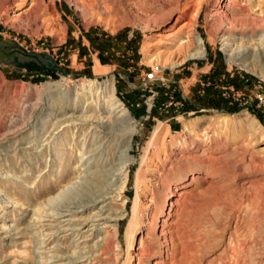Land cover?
Returning a JSON list of instances; mask_svg holds the SVG:
<instances>
[{
    "label": "rangeland",
    "instance_id": "374dc122",
    "mask_svg": "<svg viewBox=\"0 0 264 264\" xmlns=\"http://www.w3.org/2000/svg\"><path fill=\"white\" fill-rule=\"evenodd\" d=\"M246 2L0 0V264H264V44L250 71L227 60L218 37L238 20L264 17ZM263 33L255 25L245 34ZM191 34L202 38L204 57L185 59L192 44L181 40ZM86 79L113 81L130 117L114 123L126 139L92 122L64 123L90 113L76 99ZM130 137L125 214L109 249L97 248L102 229H82L69 215L58 216L59 230L55 222L37 228L32 208L47 192L38 190L43 176L72 199L82 190L77 180L87 185V176L117 167L98 152L122 150ZM137 194L140 217L153 216L141 244V220L132 243L125 236Z\"/></svg>",
    "mask_w": 264,
    "mask_h": 264
},
{
    "label": "bare ground",
    "instance_id": "6f19581e",
    "mask_svg": "<svg viewBox=\"0 0 264 264\" xmlns=\"http://www.w3.org/2000/svg\"><path fill=\"white\" fill-rule=\"evenodd\" d=\"M246 6H248L249 8L250 14H254L256 16L258 14H264V0H247ZM240 10H243V8H240ZM255 25H259L264 29V17H257V19L244 18L238 20L236 23L230 24L229 26L222 29L219 32L218 36L227 56V60L231 63H237L241 67H244L245 69L250 71H254L255 66H258L256 65L257 60H255V57L257 55L261 56L262 52L257 53V51L259 50V46L264 44V33L257 34V38H255V36L245 34L249 29H253ZM255 41H258V43H255ZM186 42H191L190 44H192V48L186 53L185 59H199L204 57L205 49L203 46L202 38L199 35L191 34L188 35L186 39L181 40V44ZM255 44H257V46H255ZM251 46L253 47L251 48L252 50L250 49ZM76 84L77 102H86V107L90 113L77 116L70 115L69 117H67V119L64 118V123L68 122L70 123V125L74 124L80 128L84 125L87 126L89 125V122H92L95 123L97 127L108 129L109 131L116 129L120 132L119 138L121 139V141L123 139H126L127 132L123 129H120L119 127H116V124L114 125V123H119L120 126H125L128 124V122H130V117L123 103H121L117 99L113 81L111 79H104L103 81L86 79V81H81ZM90 100L92 102H89ZM75 122L78 123L75 124ZM218 122L220 125H227L229 119L227 116L222 115L219 117ZM56 123L57 122H54L52 124L55 125ZM187 126L188 127L185 130L192 132V130L195 129L196 124L190 123ZM158 132L159 131L157 127L152 132L151 137L148 141V145L151 146L154 144L158 137ZM52 134L53 131L47 137L48 139L46 140L44 145H47L49 143L50 136ZM61 136L57 138V142L60 144V147L67 144L66 131H64ZM208 138L209 137H203L204 140H208ZM130 146L131 137L127 139L126 145L122 150L116 151L115 149H112L108 153H106L105 151H99L98 153H100V157H103V160L104 158L105 161L108 160V157H110L109 159L117 160V167L98 172L96 173V177L87 176V178L85 179L87 185H83L82 182H78L79 180H77V182H75L74 184L77 185V187L82 186V188H80L82 190L81 193L78 192L74 195V197L71 196L73 197L72 199H69L65 196V192L68 189H65V191L64 189H62L58 192L50 189L49 185L51 179L49 178V176H43L42 182L38 184V190L41 192H47L40 194V196L36 200V203L32 208V210L34 211V213L32 214V216H34L32 222H34L37 228L40 229L46 225L43 224V222H55L57 224H55V228L56 230H59L60 227H57L60 226L58 225L60 224V221H58V216L65 217L69 215L72 218L70 217V219L66 220H70L69 223L73 221L72 224L78 225L82 229L89 226L93 227L92 229L97 228L96 230L102 229L104 232L103 241L101 243H97V248H100L102 252H105L106 249H109L110 243L114 238L116 239V237L118 236L119 222L122 220L125 214L124 194L129 179ZM97 149L98 147H95L90 151H94ZM57 151L58 147L53 148L54 154H56ZM117 152H119V154H117ZM65 154L66 152L61 153L62 156ZM81 159H79L78 162H80ZM60 161H62V159ZM66 165H68L67 161L63 162L60 166L62 167ZM77 173L76 179L83 177V175H81V173H83V170H77ZM14 176L15 174H12L11 178L13 179ZM189 184L190 183H187L185 186ZM176 192L177 193L173 194H181L180 190H176ZM6 195L8 199H11L9 193H6ZM108 200L110 201L107 202ZM115 201L120 202V207L114 210L112 206H114ZM13 203H18V201H16L15 199L13 200ZM73 205H75L76 207H73ZM170 205H173V202H170ZM72 208L76 210H72ZM87 209L90 210L86 215L83 216V214L79 213ZM140 212V201L137 194L133 201L131 216L125 230V236L127 242L129 243H132L133 241L135 228L136 226H138L140 220L141 225H139L138 227V244H141L144 240L143 235L150 234L149 230L152 225L151 221L153 217L152 212L151 210H146L143 214V218L140 217ZM47 225L51 228L54 224ZM110 230H113V232L110 233ZM144 231L145 233L143 234ZM40 236L44 237L43 234H41ZM89 252L90 251H86L83 253V255L80 254L77 257L73 255H66L65 258H68L72 262L74 260H79L80 258L88 257V254H90ZM55 257L61 259V256Z\"/></svg>",
    "mask_w": 264,
    "mask_h": 264
},
{
    "label": "crops",
    "instance_id": "0c3cea01",
    "mask_svg": "<svg viewBox=\"0 0 264 264\" xmlns=\"http://www.w3.org/2000/svg\"><path fill=\"white\" fill-rule=\"evenodd\" d=\"M98 65H99V67H101V64H99V63H98ZM99 67H98V66H96L94 69H95V70H97V69H98V70H97V72H98V71H100V70H101Z\"/></svg>",
    "mask_w": 264,
    "mask_h": 264
},
{
    "label": "water",
    "instance_id": "95a60500",
    "mask_svg": "<svg viewBox=\"0 0 264 264\" xmlns=\"http://www.w3.org/2000/svg\"><path fill=\"white\" fill-rule=\"evenodd\" d=\"M50 69H53V68H50ZM57 71H58L59 73H61V72H62V70H60V69H57Z\"/></svg>",
    "mask_w": 264,
    "mask_h": 264
},
{
    "label": "built area",
    "instance_id": "2783aa9c",
    "mask_svg": "<svg viewBox=\"0 0 264 264\" xmlns=\"http://www.w3.org/2000/svg\"><path fill=\"white\" fill-rule=\"evenodd\" d=\"M151 76H152V74H151ZM151 76H150V77H151Z\"/></svg>",
    "mask_w": 264,
    "mask_h": 264
}]
</instances>
